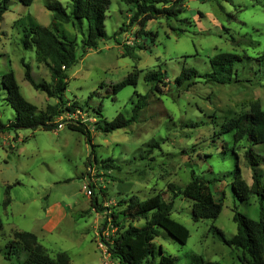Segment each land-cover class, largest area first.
Masks as SVG:
<instances>
[{"label":"rangeland","instance_id":"374dc122","mask_svg":"<svg viewBox=\"0 0 264 264\" xmlns=\"http://www.w3.org/2000/svg\"><path fill=\"white\" fill-rule=\"evenodd\" d=\"M49 0H33L30 6L7 1L0 22V78L13 71L22 96L37 112L47 106H63L25 80V66L35 83H50L44 63L35 60L33 49L22 48V29L15 27L30 16L41 26L52 22L44 7ZM69 7L70 0H57ZM131 7L110 0L104 21L105 38L95 49L78 50V59L67 71L62 93L66 106L75 112L53 116L55 127L0 130V264H16L5 256L16 232L37 237L46 254L68 256L70 264H118L108 245L131 222L119 215L131 196L145 200L161 194L167 201L173 193L168 184L184 187L194 171L212 179L203 197L222 203L215 220L191 219V201L174 199L171 218L190 233L180 244L163 231L154 239L162 252L176 258L175 264H191L190 255L220 264H240V251L228 247L211 229L215 226L230 239L236 233L235 209L256 218V200L241 202L231 189L236 167L247 185L251 170L243 158L248 143H233L232 134H218L221 123L249 110L259 102L264 111V64L243 60L237 65L240 82L216 84L196 78L178 87L175 77L182 67L200 75L211 70L209 57L232 53L256 59L264 52V0H182L176 18L148 21L140 30L132 21ZM82 36L69 24L62 26ZM84 24V32L86 33ZM245 57V58H246ZM163 73L154 86L144 81L146 73ZM136 85L116 94L111 86L130 75ZM1 81V80H0ZM0 84V124L6 125L14 111L3 100ZM145 96L135 122L103 133L98 121H111L118 114L130 118L138 96ZM60 108V109H61ZM99 108V113L95 111ZM62 110V109H61ZM85 125L91 141L67 125ZM223 143L234 152L223 151ZM263 156L258 169L264 183V146H252ZM113 212L118 217L113 218ZM143 220L132 222L143 225Z\"/></svg>","mask_w":264,"mask_h":264},{"label":"trees","instance_id":"16d2710c","mask_svg":"<svg viewBox=\"0 0 264 264\" xmlns=\"http://www.w3.org/2000/svg\"><path fill=\"white\" fill-rule=\"evenodd\" d=\"M7 1L0 0V22L3 14L7 11ZM25 6H30L33 0H18ZM131 7L132 21L137 22L140 30L148 21L165 18L167 20L176 18L180 1L182 0H120ZM256 1V0H254ZM110 6V0H70V6H64L57 0H49L44 7L51 13L52 22L48 26H41L33 18L27 16L23 22L21 19L15 22V27L22 29L19 42L24 49H33L35 60L44 63L50 73V83H35L32 79L29 66H25V80L35 90L46 93L49 97L55 98L63 108L58 105L47 106L44 112H37L34 105L28 102L21 94L15 80L13 71L4 72L0 78V84L5 94L3 100L14 111V117L6 125L0 124V130L36 129L42 128L45 131L52 130L55 125L50 123L53 116L64 112H75L79 108L76 103L66 106L62 102V93L66 90L68 79L67 71L76 64L78 50H90L97 47L98 42L105 38L104 21L106 12ZM69 24L81 38L80 48L77 44V37L71 35L62 26ZM86 25V33L84 32ZM246 57V56H245ZM232 53H218L209 57L211 70L202 75L193 67H182L174 79V84L182 87L189 84L196 78H202L216 84H231L240 82L239 69L237 67L243 60H254L258 64H264V52L260 57L252 59ZM163 73H146L144 81L152 86L163 82ZM191 84V83H190ZM127 85H136V75H130L122 81L111 86L112 92L116 94ZM138 96V103L133 107L130 118L118 114L113 120L98 121L103 125L97 127L103 133H110L118 129L126 128L136 121L138 110L144 106L145 96ZM1 100V99H0ZM95 111L99 113V108ZM99 111V112H98ZM68 124L71 131L83 134L87 142L91 141L90 130L83 124ZM232 134L233 143L244 141L248 147L243 153V158L251 170V184L247 185L238 168L236 167L231 181V189L235 196L247 206L255 198L257 213L256 218L247 214L234 211L233 221L236 223V233L226 239L224 233L211 226V229L228 246L240 251L238 261L240 264H264V183L258 169L263 156L257 154L252 146H264V111L259 102H253L249 110L239 116L229 118L221 123L218 134ZM233 151L226 143H223V151ZM235 159H237L234 152ZM212 179L198 175L194 171L190 173V180L184 186L168 184L173 198L167 201L161 194H156L145 200L137 196H131L124 201V207L119 213L125 219L130 220L119 234L114 237L108 245V252L118 264H175L176 258L158 251L154 239L160 235V231L178 241L186 244L189 239V230L180 222L171 218L174 199L180 196L191 201V219L197 223L200 220H215L222 210V203L212 197H203L201 192L209 190ZM118 214L113 212V218ZM135 220H143L141 226L132 224ZM162 250V249H161ZM5 256L9 260L12 256L16 264H70L69 258L64 253L55 257L46 254L37 237L29 232H16L14 238L8 245ZM191 264H220L203 259L198 255H190Z\"/></svg>","mask_w":264,"mask_h":264},{"label":"water","instance_id":"95a60500","mask_svg":"<svg viewBox=\"0 0 264 264\" xmlns=\"http://www.w3.org/2000/svg\"><path fill=\"white\" fill-rule=\"evenodd\" d=\"M158 251H159V252H162L161 247L158 248Z\"/></svg>","mask_w":264,"mask_h":264}]
</instances>
